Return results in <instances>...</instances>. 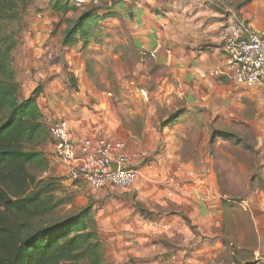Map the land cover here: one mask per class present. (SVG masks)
Listing matches in <instances>:
<instances>
[{
    "label": "crops",
    "instance_id": "crops-1",
    "mask_svg": "<svg viewBox=\"0 0 264 264\" xmlns=\"http://www.w3.org/2000/svg\"><path fill=\"white\" fill-rule=\"evenodd\" d=\"M94 2L103 36L87 50L80 44L62 49L52 42L49 16L56 13H28L13 63L23 97L40 87L36 102L46 126L62 118L76 144L103 136L123 141L137 155L139 177L130 195L160 215L117 228L113 251L105 253L107 264H264V88L238 85L231 76L221 48L230 16L217 0ZM41 70L43 78L37 76ZM71 76L77 90L69 85ZM94 78L102 83L131 78L132 84L150 79L160 84L161 105L183 99L186 114L160 128L172 112L157 111L151 102L125 108L120 97L134 100L135 93L100 90ZM245 111L253 115L247 123L260 156L236 164L229 156L219 170L207 132L220 116L232 121ZM44 148L51 152V142ZM246 170L254 178L240 186L239 200L220 191L219 174L234 179ZM166 180H175L176 186L167 187ZM175 236L177 249L160 245V239Z\"/></svg>",
    "mask_w": 264,
    "mask_h": 264
},
{
    "label": "trees",
    "instance_id": "trees-1",
    "mask_svg": "<svg viewBox=\"0 0 264 264\" xmlns=\"http://www.w3.org/2000/svg\"><path fill=\"white\" fill-rule=\"evenodd\" d=\"M32 1L0 0V264H107L90 207L33 224L71 199L57 196L61 189L58 178L40 174L48 167L43 151L35 148L47 139V126L36 102L40 87L31 96L23 97L11 63L19 37L9 24L21 23ZM47 8L60 16L74 13L65 19L59 38L62 49L80 44L85 51L91 41L102 38L96 24L99 7L78 12L69 0H47ZM55 29L54 25L52 34ZM69 80L71 88L77 90L75 79L71 76ZM186 111L181 107L170 114L159 123L160 128L172 124ZM216 133L213 131L210 142ZM218 135L226 141L235 137L228 132ZM140 212L147 214L144 209Z\"/></svg>",
    "mask_w": 264,
    "mask_h": 264
},
{
    "label": "rangeland",
    "instance_id": "rangeland-1",
    "mask_svg": "<svg viewBox=\"0 0 264 264\" xmlns=\"http://www.w3.org/2000/svg\"><path fill=\"white\" fill-rule=\"evenodd\" d=\"M217 1H219V6L224 9L228 16H230V20L239 21L246 26H254L259 29H264V0ZM69 2L72 6H74L71 0H69ZM92 6L98 5L94 2V0H85V3L82 6L76 8H78L79 12L82 9ZM42 11H47L50 14H54L51 13V10L47 8V0H33L28 5L27 11L25 12L24 16L28 13H37L38 15ZM71 13L72 15L74 14L73 12ZM49 17H52L54 20L52 25H55V33L59 32V34L54 33L52 41L54 44L58 45L61 31L66 25L65 18L57 14H55L54 16L50 15ZM9 28L11 30H17L16 35L17 37H19V41L16 46L17 49L20 45V40L23 32V20L21 23L11 22L9 24ZM59 51L57 52L59 53ZM11 63L14 68L13 54ZM87 65L92 67L93 64ZM39 73L41 74V76H38ZM39 73H36L37 76L39 78H43V71L41 70ZM130 79L131 78H123L118 82L116 78H105V81L107 83H102L100 78H94L93 80L100 90L114 92L115 94L120 92L128 94L129 91L135 93V95L138 97H136L134 100L128 99L127 97H125V95H122V97H120L119 101L123 103L125 108H128L130 106L132 107V105H134L135 107L144 106V104L148 105L149 102H151V106H154L157 111H165V114L169 115L171 112L174 113L181 107H186V102L183 99L174 100L170 105H168V107H166L165 104L161 105V103L158 101L159 96H156L157 92L159 93V95L162 93L161 89L159 88V83H155L149 79L145 82L141 81L132 84L130 83ZM69 85H71L70 80ZM143 90L146 93H150V95L147 94V96H145L146 93H143ZM179 118H177L176 121H178ZM181 119L183 120V118ZM253 119V115L250 113V111H245L244 114L239 115L232 121L225 120L224 116H220L219 120L215 124L213 123L211 129L207 132L208 150L214 156L215 162H217L216 167L219 170H222V168L226 167L227 158L229 156L235 158V164L238 163V161L242 163L254 162L256 157L260 156L259 152L255 150L253 146L255 144V133L247 123L253 121ZM213 131H217L218 133H232L235 135V137H233L230 141H226L219 137L218 133H216L214 139H212L213 141L210 142L209 139ZM48 141L51 142L47 134L45 143L40 146H35L36 149L43 151L46 159L48 160V167L46 171L42 173L40 172V174H42V176H54L58 178L61 183V189L60 191L56 192L57 196L65 198L70 197L71 200L57 207L51 213L35 219L33 224L40 225L44 222L54 221L55 219L65 216L70 212H75L81 208L90 207L91 216L95 220L98 235L104 243L105 255L106 252L113 251L114 242L116 240L115 232H118L117 228H125L127 224L132 223L134 220L142 219L152 221V219L159 218V212L150 211L143 204L134 201L130 195L131 190L125 191L115 187L93 190L81 181H67L65 170L60 166V163L55 161L52 156V152L46 151V149L44 148ZM237 142L241 143L236 144ZM151 160L152 158H149L148 162H150ZM236 175H240L239 178L235 177L234 179H232L231 177L219 174L218 185L221 192L231 193V195H233L232 197H234V200L237 201L239 200V195L242 194V189H240V186H245L251 176L252 179L254 178V175L247 170L245 172H238L236 173ZM167 181L168 180H166L165 182V185L167 187L173 189L176 186L175 180H171L168 183ZM251 187L254 188L253 185ZM141 209L146 210L147 214L143 215V213L140 212ZM159 243L161 246L167 247L168 249H177V247L180 245L179 237L177 236L169 241L166 239H160Z\"/></svg>",
    "mask_w": 264,
    "mask_h": 264
},
{
    "label": "built area",
    "instance_id": "built-area-1",
    "mask_svg": "<svg viewBox=\"0 0 264 264\" xmlns=\"http://www.w3.org/2000/svg\"><path fill=\"white\" fill-rule=\"evenodd\" d=\"M71 2L80 7L85 0ZM221 38V48L235 83L263 89L264 29L230 20L223 27ZM47 134L53 158L67 168V181H81L93 190L115 187L126 191L136 184L139 171L134 160L137 155L129 152L123 141L99 136L76 144L69 134L68 122L62 118L49 122ZM261 259L264 261V257Z\"/></svg>",
    "mask_w": 264,
    "mask_h": 264
},
{
    "label": "water",
    "instance_id": "water-1",
    "mask_svg": "<svg viewBox=\"0 0 264 264\" xmlns=\"http://www.w3.org/2000/svg\"><path fill=\"white\" fill-rule=\"evenodd\" d=\"M115 167V166H114Z\"/></svg>",
    "mask_w": 264,
    "mask_h": 264
}]
</instances>
